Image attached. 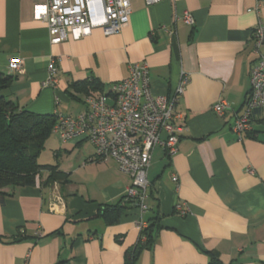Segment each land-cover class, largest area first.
Segmentation results:
<instances>
[{"label": "crops", "instance_id": "0c3cea01", "mask_svg": "<svg viewBox=\"0 0 264 264\" xmlns=\"http://www.w3.org/2000/svg\"><path fill=\"white\" fill-rule=\"evenodd\" d=\"M45 2L0 0V71L14 76L9 97L37 113L75 116L89 96L103 94L113 103L111 86L129 76L131 64L145 61L154 95L172 96L189 77L176 106L183 131L174 155L161 144L153 150L147 209L129 204L115 224L101 210L121 201L131 175L114 159L97 158L86 139L55 134L60 141L49 164H58L61 180L0 193V264H125L141 221L150 225L157 217L161 227L136 264H209L211 253L217 264H263L264 107L243 139L232 125L251 88L252 34L264 24V0H132L119 33L96 27L60 44L51 43L47 22L35 17V6ZM186 10L193 25L182 19ZM14 58L22 71L10 67ZM52 59L55 87L44 84ZM92 79L103 90L74 85ZM221 100L227 107L219 115L213 105Z\"/></svg>", "mask_w": 264, "mask_h": 264}, {"label": "built area", "instance_id": "2783aa9c", "mask_svg": "<svg viewBox=\"0 0 264 264\" xmlns=\"http://www.w3.org/2000/svg\"><path fill=\"white\" fill-rule=\"evenodd\" d=\"M131 1L46 0L35 6V17L47 22L51 43L60 44L69 36L74 39L87 36L96 27L103 28L107 35L119 33L130 19ZM145 1L154 4L163 0ZM39 7L43 10L39 11ZM182 19L188 25L195 23L193 14L188 10ZM252 40L257 57L250 72L251 88L242 112L236 114L232 125L239 139L252 129L254 112L264 107L262 22L253 30ZM10 67L22 71V60L12 59ZM57 71L56 62L52 59L45 85L55 87L58 84ZM148 72L145 61L131 64L129 76L111 86L113 103H108L103 94L89 96L87 108L75 116L55 112L57 121L53 128V133L60 135L64 141L79 137L86 139L94 146L97 158L114 159L122 171L131 175L133 184L127 190V197L138 198L142 211L147 209L144 200L150 186L148 169L154 148L161 144L170 156L178 150L183 125L177 123L181 114L176 111V106L189 83V77L184 75L172 96L154 95ZM226 107V101L221 100L213 105V111L221 115ZM162 133L166 138H161ZM173 180L178 181V177L174 175ZM177 209L182 215L188 212L185 203H179ZM140 225L142 229L147 223L141 221Z\"/></svg>", "mask_w": 264, "mask_h": 264}, {"label": "trees", "instance_id": "16d2710c", "mask_svg": "<svg viewBox=\"0 0 264 264\" xmlns=\"http://www.w3.org/2000/svg\"><path fill=\"white\" fill-rule=\"evenodd\" d=\"M14 76L0 71V193L6 187H17L22 185L51 184L61 180L63 172L59 170L58 164H42L39 158L46 148V142L53 134V128L57 118L54 113H37L25 107H20L16 101L5 93ZM75 86L88 90H103L95 79L84 80L74 83ZM255 113V112H254ZM254 117V116H253ZM55 134V133H54ZM42 171L48 175L43 176ZM140 203L136 197L123 196L116 204H105L101 214L109 224H115L127 205ZM141 229L137 245L126 254L125 264H136V259L143 248L152 245L155 230L160 229L158 223ZM156 226V229H155ZM145 238V241H142ZM212 259L209 264H217L218 259L211 253Z\"/></svg>", "mask_w": 264, "mask_h": 264}, {"label": "rangeland", "instance_id": "374dc122", "mask_svg": "<svg viewBox=\"0 0 264 264\" xmlns=\"http://www.w3.org/2000/svg\"><path fill=\"white\" fill-rule=\"evenodd\" d=\"M59 137L55 134H52L51 137L48 139L47 143H46V148L42 153V156L39 158L40 163L42 164H46V163H51V159H52V150L51 148H53L52 146H54V144H58L59 142Z\"/></svg>", "mask_w": 264, "mask_h": 264}]
</instances>
